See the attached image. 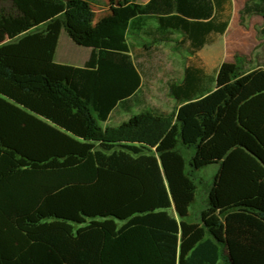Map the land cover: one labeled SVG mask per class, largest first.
Instances as JSON below:
<instances>
[{
  "label": "trees",
  "instance_id": "trees-1",
  "mask_svg": "<svg viewBox=\"0 0 264 264\" xmlns=\"http://www.w3.org/2000/svg\"><path fill=\"white\" fill-rule=\"evenodd\" d=\"M0 2V264H264V145L236 121L250 60L234 53L214 77L187 67L169 83L177 104L214 83L223 100L209 111L101 126L143 98L128 36L194 55L224 34L231 0L111 1L98 21L93 0ZM241 15L260 16L264 37V0ZM62 32L91 49L82 67L54 62ZM209 165L207 207L190 221Z\"/></svg>",
  "mask_w": 264,
  "mask_h": 264
},
{
  "label": "rangeland",
  "instance_id": "rangeland-1",
  "mask_svg": "<svg viewBox=\"0 0 264 264\" xmlns=\"http://www.w3.org/2000/svg\"><path fill=\"white\" fill-rule=\"evenodd\" d=\"M94 1V10L96 12V21L102 17L109 14L111 1L113 5L125 4L127 1L133 3H140L143 0H93ZM255 3L258 0H231L230 8V19L232 28L230 32L224 37L221 38L214 47V54L211 56L210 65L213 66L218 63L219 59L224 57V52L226 44L228 46H236L241 43L242 48L239 55H243L244 58L251 61L247 66V69L251 68L253 65H262L264 66V37L259 35L260 29L262 28V18L258 15H241V11L244 7V4ZM0 8H9V3L0 2ZM241 26L247 30L249 33H246L244 38L241 33H238L237 27ZM65 34V33H64ZM61 45H60V54L63 55L66 49L67 43L65 41V36L62 35ZM67 38V37H66ZM177 40L180 39L179 36H175ZM255 40V42H253ZM241 41V42H240ZM128 42L130 44V49L132 52V57L134 63L137 65L143 77V87H142V96L140 103L132 108L131 113H125L121 110L115 111L111 116L108 123H102V128L106 127H117L123 122L127 121L132 115L139 114L141 112L150 111L154 113L164 114L174 111L176 114L182 110L178 107V104L175 103L169 93L168 85L170 82H176L180 79L182 64L186 62L187 53L183 52L179 54L173 49L174 43H155L153 44L149 51L143 49V43L149 42L145 38H133L128 36ZM72 46H76L72 43ZM83 50L87 48L83 47ZM78 53V52H76ZM234 54V53H233ZM65 58V57H64ZM61 59L60 56L57 57L56 61ZM194 60L196 58H193ZM223 100V93L215 92L208 99L202 100L196 103H192L186 107L188 112H206L210 109L217 106ZM244 103V101L242 102ZM258 104V103H257ZM259 106V105H258ZM264 113V105L261 104ZM244 113V110L243 112ZM179 117L183 118L185 115L179 112ZM196 135L194 127L188 126L187 130L183 133V139L186 141H193ZM218 171V165H209L201 169L197 174V194L193 204L189 210L188 220L190 221H199L200 213L207 207L208 203V193L213 181V177ZM228 190V192H227ZM226 198L229 196L232 197L233 187L228 184L225 188Z\"/></svg>",
  "mask_w": 264,
  "mask_h": 264
},
{
  "label": "crops",
  "instance_id": "crops-1",
  "mask_svg": "<svg viewBox=\"0 0 264 264\" xmlns=\"http://www.w3.org/2000/svg\"><path fill=\"white\" fill-rule=\"evenodd\" d=\"M148 1L149 0H143L138 4H146ZM130 2L131 1H127L125 4L130 3ZM121 5H124V4H121ZM231 28H232V25H231V19H230L228 27L223 35L218 36V37H211L209 39V42L206 45H204L200 50H198L194 55H189L187 53L186 62L182 64L181 76L179 79L180 81L182 80L183 75H184V70L187 67L200 68L202 69L205 76L214 77L215 70L219 67V65L222 62L231 61L233 57V53H242V54L244 53V52H241V48H242L241 43H239L236 46H231V47H229L227 43L225 52H224V57H222V59H219L218 63H216L215 65L213 66L210 65L209 61L211 59V56H213L214 54L215 44L221 38H224L230 32ZM236 29L238 33H241L243 38L246 35V33L250 32L249 30L241 26H238ZM62 35H66V34L62 32L60 35L58 46H57L55 56H54V62L60 65L82 67L85 64V62L89 59L91 49L85 47L87 48V50L85 51L82 49L83 48L82 46H78L76 44H75L76 46H72L73 42L70 40V38H68V36H65L64 39L69 44H67L68 47H66L64 54L61 55L60 45H61V40L63 37ZM259 35H260V32H259ZM253 42H255V40ZM56 55L57 57L60 56L61 59H58V61H56ZM131 55H132V52H131ZM193 58H196V59L194 60ZM242 78H243V90L237 99L239 105L237 107L236 121L239 126H241L243 129L252 133L256 137V139L259 141V143L264 145V113H262L263 106H261V104L264 105V66L253 65L251 68L245 70V73L242 76ZM211 86H212L211 91L208 94H205L203 97H200L196 100L180 103L178 104V107L185 108L186 106L192 103H196V102L208 99L209 96H211L215 92H220V90L216 89L214 83ZM142 87H143V83H142ZM171 99L176 103L174 98L171 97ZM243 101L244 103H242ZM248 107L254 108L253 116L250 120H248L245 117V114H246L245 112L248 109ZM243 110H244V113H242ZM109 120L106 123H108Z\"/></svg>",
  "mask_w": 264,
  "mask_h": 264
}]
</instances>
